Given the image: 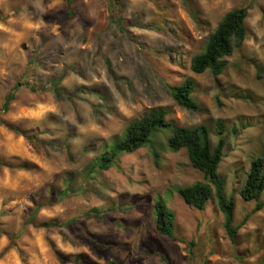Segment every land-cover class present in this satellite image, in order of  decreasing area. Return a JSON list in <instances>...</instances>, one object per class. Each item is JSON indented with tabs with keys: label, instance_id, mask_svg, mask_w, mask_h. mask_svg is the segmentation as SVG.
I'll return each instance as SVG.
<instances>
[{
	"label": "rangeland",
	"instance_id": "rangeland-1",
	"mask_svg": "<svg viewBox=\"0 0 264 264\" xmlns=\"http://www.w3.org/2000/svg\"><path fill=\"white\" fill-rule=\"evenodd\" d=\"M247 7L246 39L224 71L194 74L222 17ZM70 12V13H69ZM264 0H0V264H260L264 207L239 190L251 160L264 158ZM187 77L197 111L168 87ZM60 79L62 96L48 86ZM151 109L168 121L224 126L218 174L235 203L232 243L214 199L199 210L177 187L202 182L172 128L90 172L104 146ZM173 213V237L155 229L154 203ZM260 200L264 201V192ZM192 244V245H190Z\"/></svg>",
	"mask_w": 264,
	"mask_h": 264
},
{
	"label": "trees",
	"instance_id": "trees-1",
	"mask_svg": "<svg viewBox=\"0 0 264 264\" xmlns=\"http://www.w3.org/2000/svg\"><path fill=\"white\" fill-rule=\"evenodd\" d=\"M247 12V7H241L222 17L215 30L208 36L202 51L191 59L190 69L194 74L208 71L212 75L218 76L224 71L225 58L229 57L234 48L240 46L246 39ZM256 74L257 78L264 79V67H257ZM59 82L60 79H52L48 83V86L58 97L62 96ZM195 86V80L192 77H187L181 84L169 86L168 91L175 104L188 111H197L199 105L192 97ZM19 87H21V83L17 82L10 93L6 95L0 108V114L5 113L8 105L14 100V91ZM0 124H2L1 121ZM169 126L172 128V134L166 143L167 150L170 152L184 150L190 166L201 172L203 176L202 182L177 187V193L188 206L199 210L204 208L208 200L214 199L223 216V229L228 239L233 243L237 232L249 216L246 215L242 223L233 224L235 203L232 197L227 196L224 180L218 174V167L222 161L226 143L223 136L225 128L220 120L216 122L218 138L216 144L212 145L207 127L204 125L192 128L184 127L173 121H168L162 110L151 109L140 118L128 123L119 137L103 147L94 159L90 172H95L96 169L108 170L117 165L119 156L144 147L154 131ZM263 192L264 158L257 157L251 160L238 194L244 201L256 202L252 212L255 213L264 207V201L260 200ZM154 216L155 229L158 233L166 237H173V213L161 200L154 203ZM260 264H264V256Z\"/></svg>",
	"mask_w": 264,
	"mask_h": 264
}]
</instances>
